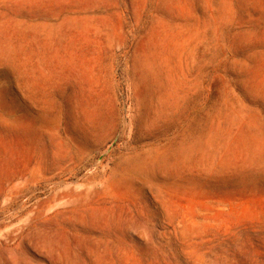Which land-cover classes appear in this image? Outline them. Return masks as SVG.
<instances>
[{
    "label": "rangeland",
    "instance_id": "1",
    "mask_svg": "<svg viewBox=\"0 0 264 264\" xmlns=\"http://www.w3.org/2000/svg\"><path fill=\"white\" fill-rule=\"evenodd\" d=\"M0 264H264V0H0Z\"/></svg>",
    "mask_w": 264,
    "mask_h": 264
}]
</instances>
